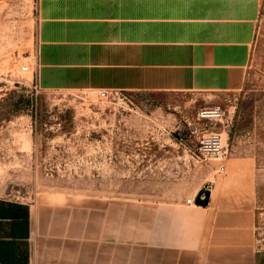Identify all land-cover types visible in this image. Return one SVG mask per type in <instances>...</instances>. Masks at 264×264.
I'll use <instances>...</instances> for the list:
<instances>
[{"label":"rangeland","instance_id":"1","mask_svg":"<svg viewBox=\"0 0 264 264\" xmlns=\"http://www.w3.org/2000/svg\"><path fill=\"white\" fill-rule=\"evenodd\" d=\"M259 1L241 90H116V96L101 98L103 89L41 85L38 53L59 0H0V100L11 91L33 98L26 110L0 118V197L44 203L69 224L82 214L87 238L93 237L88 227L96 217V237L120 240L130 233L135 243L146 244L158 243L159 205H182L202 189L236 193L239 203L253 207V250L264 264V0ZM219 105L221 115L201 116ZM211 132L228 144L223 167L198 155L199 139Z\"/></svg>","mask_w":264,"mask_h":264},{"label":"crops","instance_id":"2","mask_svg":"<svg viewBox=\"0 0 264 264\" xmlns=\"http://www.w3.org/2000/svg\"><path fill=\"white\" fill-rule=\"evenodd\" d=\"M52 8L38 53L44 87L223 93L245 84L261 4L59 0ZM210 192L205 206L159 205L158 243L146 244L130 233L96 237V217L87 238L82 214L69 224L55 207L0 197V264H258L253 207Z\"/></svg>","mask_w":264,"mask_h":264},{"label":"built area","instance_id":"3","mask_svg":"<svg viewBox=\"0 0 264 264\" xmlns=\"http://www.w3.org/2000/svg\"><path fill=\"white\" fill-rule=\"evenodd\" d=\"M118 91L115 90H102L100 92L101 98H109L110 96H116ZM222 107L215 106L211 109H205L201 112V116L207 117L213 114L221 115ZM197 152L202 159H215L219 166L222 167L225 159L229 154V147L223 136L219 132L205 133L199 139ZM196 197H189L186 199L187 204H195Z\"/></svg>","mask_w":264,"mask_h":264},{"label":"trees","instance_id":"4","mask_svg":"<svg viewBox=\"0 0 264 264\" xmlns=\"http://www.w3.org/2000/svg\"><path fill=\"white\" fill-rule=\"evenodd\" d=\"M33 105V98L29 95L11 91L9 95L0 100V118L9 120L12 116Z\"/></svg>","mask_w":264,"mask_h":264},{"label":"water","instance_id":"5","mask_svg":"<svg viewBox=\"0 0 264 264\" xmlns=\"http://www.w3.org/2000/svg\"><path fill=\"white\" fill-rule=\"evenodd\" d=\"M210 194H211L210 190H204V189L200 190L195 198V203L197 205H203V206L207 205L209 202Z\"/></svg>","mask_w":264,"mask_h":264}]
</instances>
